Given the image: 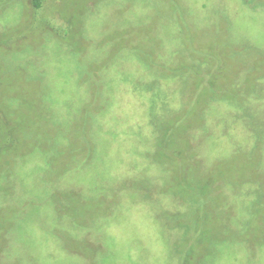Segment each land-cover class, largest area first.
Instances as JSON below:
<instances>
[{
    "label": "rangeland",
    "instance_id": "1",
    "mask_svg": "<svg viewBox=\"0 0 264 264\" xmlns=\"http://www.w3.org/2000/svg\"><path fill=\"white\" fill-rule=\"evenodd\" d=\"M0 0V264H264V0Z\"/></svg>",
    "mask_w": 264,
    "mask_h": 264
},
{
    "label": "trees",
    "instance_id": "2",
    "mask_svg": "<svg viewBox=\"0 0 264 264\" xmlns=\"http://www.w3.org/2000/svg\"><path fill=\"white\" fill-rule=\"evenodd\" d=\"M36 6L37 7H40L41 6L39 0H36Z\"/></svg>",
    "mask_w": 264,
    "mask_h": 264
}]
</instances>
